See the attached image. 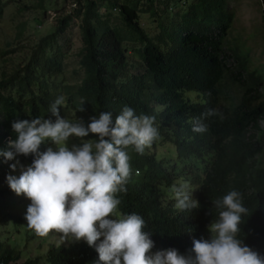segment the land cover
Listing matches in <instances>:
<instances>
[{
	"label": "trees",
	"instance_id": "16d2710c",
	"mask_svg": "<svg viewBox=\"0 0 264 264\" xmlns=\"http://www.w3.org/2000/svg\"><path fill=\"white\" fill-rule=\"evenodd\" d=\"M75 3L73 12L57 16L55 30L40 38L25 65L0 79V150L17 137L14 121L44 118L54 122L50 105L61 96L85 125L101 112H110L114 124L125 106L136 115L155 116L159 135L173 143L175 154L165 158L152 147L143 155L127 149L132 171L126 190L116 194L120 213H136L144 219V231L155 244L152 252L175 248L194 255L190 252L193 239L210 238L208 226L218 219L213 201L237 190L248 210L242 215L237 238L264 256V126L259 124L264 118V64L254 63L247 43L230 35L229 1ZM4 5L0 0V15ZM107 8L117 9L118 15L113 17ZM139 11L155 16L159 31L153 36L141 25ZM73 17H79L82 30V74L79 82L69 84L58 78L64 67L58 38ZM130 48L136 51L138 64L129 60ZM227 84L234 92H225ZM208 110L216 114L203 115ZM196 120L207 131L193 132ZM87 138L97 137L89 134ZM46 147L47 143L41 150ZM17 157L29 165L33 159ZM12 162L0 156V166ZM183 182L199 207L175 208L171 187ZM6 192L0 189V197ZM20 255V250L0 238V264L39 261L36 257L16 263ZM92 256L98 262L95 249L80 240L51 244L45 258L49 264H88Z\"/></svg>",
	"mask_w": 264,
	"mask_h": 264
},
{
	"label": "clouds",
	"instance_id": "9594fccd",
	"mask_svg": "<svg viewBox=\"0 0 264 264\" xmlns=\"http://www.w3.org/2000/svg\"><path fill=\"white\" fill-rule=\"evenodd\" d=\"M63 104L61 96L50 105L54 122L44 118L14 121L17 137L9 139L6 150H0L5 162L21 155L33 157L29 166H21L18 177L8 175L6 179L15 194L31 201L24 218L37 236L55 232L63 242L83 240L98 253L97 264H264V256L237 238L242 215L248 212L237 190L213 201L218 219L208 226L210 238L193 239L190 252L194 256L175 248L152 253L155 244L144 231V219L136 213L118 212L116 194L126 190L132 171L127 149L143 155L158 139L155 116L136 115L125 106L114 124L110 112H101L85 125L83 120L61 117ZM215 114L208 110L203 115ZM192 131L203 133L207 127L196 120ZM89 134L97 138L85 140ZM72 137L83 142L69 146ZM49 142L55 147L41 150ZM19 163L16 160L10 169L15 172ZM188 189L187 182L171 187L179 211L199 207Z\"/></svg>",
	"mask_w": 264,
	"mask_h": 264
},
{
	"label": "rangeland",
	"instance_id": "374dc122",
	"mask_svg": "<svg viewBox=\"0 0 264 264\" xmlns=\"http://www.w3.org/2000/svg\"><path fill=\"white\" fill-rule=\"evenodd\" d=\"M1 1L5 2V5L0 15V79L13 74L17 68L24 66L30 57L32 48L40 38L55 30L57 16L73 12L76 6L74 5L76 0ZM228 1L233 13L230 35L237 36L239 41L244 40L247 43L249 55L254 63L264 64L263 0ZM104 6L107 7L106 2ZM104 6L100 8L102 12L105 9ZM107 10L111 11L113 17L118 15L117 9L107 8ZM139 16L141 25L149 35L153 36L159 31L158 22L149 11H139ZM116 21H119V19ZM58 43L61 44L64 51V67L58 78H62L69 84L79 82L82 74L79 65V51L82 47V30L79 17H73L65 32L58 38ZM128 44L131 45L130 42ZM128 56L132 63L138 64V55L132 48L128 49ZM228 60L232 62L233 58L229 57ZM223 88L228 94L234 92V87L229 89L230 84L223 86ZM228 96L222 94V97ZM60 108L61 117L72 122L81 120L80 117L74 116V113L66 106L65 102ZM259 124L264 126V118L260 119ZM84 139L92 141L87 137ZM81 142L83 141L79 138L72 137L68 143L71 146ZM154 143L151 147L158 155L165 156V158L174 156L173 143L164 140L160 135ZM47 144L55 147L50 142ZM16 160H19L20 163L17 165L15 172L10 169V164L0 166V189H8V192L0 197V238L21 251L20 258L16 260V263L23 262L26 258L39 257V261L35 264H49L45 255L51 244L68 245L74 240L63 242L60 239V234L55 232L49 233L46 237H39L28 228L24 217L31 201L23 194H15L10 189L6 179L8 175L18 177L21 173V166L25 168L29 166L27 161L19 157H16ZM16 160H13L12 164ZM118 212L120 211L118 210ZM88 264H97L95 256L88 259Z\"/></svg>",
	"mask_w": 264,
	"mask_h": 264
},
{
	"label": "built area",
	"instance_id": "2783aa9c",
	"mask_svg": "<svg viewBox=\"0 0 264 264\" xmlns=\"http://www.w3.org/2000/svg\"><path fill=\"white\" fill-rule=\"evenodd\" d=\"M74 5H76V3H74Z\"/></svg>",
	"mask_w": 264,
	"mask_h": 264
}]
</instances>
